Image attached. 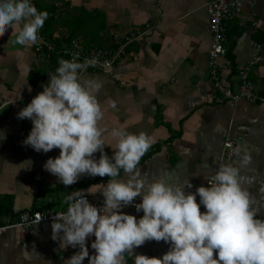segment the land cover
<instances>
[{
    "label": "crops",
    "instance_id": "crops-1",
    "mask_svg": "<svg viewBox=\"0 0 264 264\" xmlns=\"http://www.w3.org/2000/svg\"><path fill=\"white\" fill-rule=\"evenodd\" d=\"M211 1L36 0L38 10L48 12L41 29L55 48L47 60L35 55L33 44L13 43L22 24L0 36V140L5 137L0 141V223L15 221L21 211H64L67 195L92 185L96 193L84 195L103 203L100 191L108 180L89 182L83 174L72 185L60 183L43 168L60 150L44 153L23 145L32 122L18 119L17 113L43 91L48 74L55 73L60 58H66L71 42L78 41L84 49H112L115 35L123 40L131 32L142 35L127 47L110 74L80 73L82 79H98L103 85L96 95L104 113L99 126L106 130L105 153L111 157L117 142L110 135L112 128L145 132L154 139L138 165L145 180L169 172L176 182L189 179L192 188L186 192L194 193L221 164H227L222 158L224 140L239 138L251 157L240 168L241 184L256 215L264 219V104L214 99L217 93L207 66L211 37L206 6ZM241 2V12L227 24L226 54L216 62L218 74L233 92L238 90V70L255 54L250 42H264V0ZM249 77L256 93L264 97V63L253 67ZM94 156L98 159L100 153ZM239 159L235 155L229 164L239 166ZM120 178L126 179L123 170ZM121 211L137 219L142 216L134 208ZM94 239L86 241L90 255L95 252ZM168 250L163 240H151L133 253L160 258ZM78 251V246L62 248L59 239H52L51 223L33 225L27 236L17 229L0 236V264H63ZM124 255L126 264H134V255ZM83 264H88L87 257Z\"/></svg>",
    "mask_w": 264,
    "mask_h": 264
},
{
    "label": "clouds",
    "instance_id": "clouds-1",
    "mask_svg": "<svg viewBox=\"0 0 264 264\" xmlns=\"http://www.w3.org/2000/svg\"><path fill=\"white\" fill-rule=\"evenodd\" d=\"M47 17L48 12L38 10L32 0H0V36L22 24L13 43L38 44ZM78 55L60 58L43 91L17 113L18 119L32 122L23 145L44 153L60 150L43 165L60 183L72 185L83 174L110 178L100 191L102 207L84 195L96 193L92 185L67 195L66 211L55 213L52 239H59L62 248L79 247L63 264H83L86 257L88 264H126L125 253L135 256L134 264H264V219L256 215L241 184L240 168L251 159L247 149L237 145L233 152L240 157L239 166L221 164L208 186H199L194 193L186 192L192 188L189 179L176 182L169 172L146 181L138 165L153 137L114 127L113 154L105 153L106 130L99 126L104 113L96 95L103 85L98 79L81 78L80 73L96 61L80 62ZM121 170L126 179L120 178ZM137 197L141 202H135ZM129 205L143 215L137 219L121 211ZM91 236L93 255L86 244ZM151 240H163L169 250L160 258L133 253Z\"/></svg>",
    "mask_w": 264,
    "mask_h": 264
},
{
    "label": "built area",
    "instance_id": "built-area-1",
    "mask_svg": "<svg viewBox=\"0 0 264 264\" xmlns=\"http://www.w3.org/2000/svg\"><path fill=\"white\" fill-rule=\"evenodd\" d=\"M32 3L36 6V0H32ZM38 9V8H37ZM242 9L241 0H212L207 6L206 11L208 15V31L211 37L210 47L208 51L207 66L210 73L211 80L213 82V88L216 91L214 99L218 103L225 101L237 102L245 101L251 104H264V97L256 93L254 84L249 77L251 69L258 64L264 63V42L256 43L250 42L251 47L255 50V54L249 60L246 65L238 70V90L233 92L230 87L226 86L217 72L216 62L218 59L223 58L226 54L224 43L226 41L227 24L239 15ZM142 33H129L123 40L117 35L113 37L112 49L103 47H90L82 48L78 41L70 43L69 49L65 52V59H72L73 54L78 53V60L83 62L85 58L89 60H95L94 66L87 67L82 72L88 70L98 71L104 74H110L117 61L123 58L127 52V47L133 43ZM39 36L41 41L38 44H33V51L38 58L47 60L54 52L53 44L43 35L42 29L39 30ZM81 72V73H82ZM49 75V74H48ZM2 104H0V111ZM240 139L235 137H228L224 140L222 146V158L225 163L229 164L235 157L233 149L240 145ZM213 176H210L205 183L208 186V182L211 181ZM89 182L107 181L110 178L107 176L100 177L88 175ZM87 198V197H86ZM90 203L94 204L98 208L102 207V202H94L87 198ZM135 202L139 203L135 198ZM134 208V205L126 206ZM66 211V210H64ZM205 211V209H204ZM60 212L54 209H47L44 211H21L16 213V220L8 223H0V236L10 229L19 230L23 236L29 234V230L36 224L52 223L55 213ZM143 215V212H139Z\"/></svg>",
    "mask_w": 264,
    "mask_h": 264
},
{
    "label": "trees",
    "instance_id": "trees-1",
    "mask_svg": "<svg viewBox=\"0 0 264 264\" xmlns=\"http://www.w3.org/2000/svg\"><path fill=\"white\" fill-rule=\"evenodd\" d=\"M31 211H34V210H31Z\"/></svg>",
    "mask_w": 264,
    "mask_h": 264
}]
</instances>
